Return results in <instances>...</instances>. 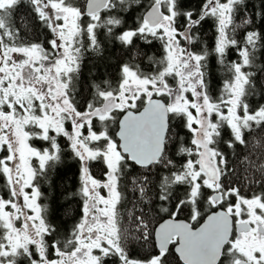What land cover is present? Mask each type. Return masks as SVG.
Returning <instances> with one entry per match:
<instances>
[{"label":"trees","instance_id":"trees-1","mask_svg":"<svg viewBox=\"0 0 264 264\" xmlns=\"http://www.w3.org/2000/svg\"><path fill=\"white\" fill-rule=\"evenodd\" d=\"M52 1L56 2V0ZM86 1L69 0V6L65 9H72L78 13L72 27L63 22L58 23L65 36L73 34L72 38L64 39L66 53L61 55L55 46L51 50L41 47L46 40L53 38V34L50 33V30L46 31V28H50L54 35L56 34L53 23L49 18L40 19L36 15L38 12L42 13L41 7H34L33 0H29L27 4L22 3L21 0H14L6 4L3 10H0V29H2L0 31V47L3 60H7L4 65V75L8 74L6 68H8L7 65H10L8 63L10 60L6 56L14 50L32 49L34 52L36 51V58L39 60L38 63L36 61V76L39 83L48 81L47 77L53 74L52 72L47 73L46 79H44V72L40 74L42 63L48 65L49 62L53 63V60L55 63L60 60L63 66L60 64L62 67H59L58 71L56 70L57 73L55 72L57 82H54V87L59 86L63 90L69 106L79 114H83L78 111V108L83 107L85 102L92 105L93 107L85 112L90 114L105 103L106 95L114 96L121 92L125 80V70H131L142 78H156L158 83L166 81L169 86H176L179 80L168 67L170 63L168 58L169 41L174 36L177 44L185 46L183 49L189 55V63L196 69L200 84L212 105L217 106L221 112L225 111V104L231 95L230 85L240 75L245 78L241 100L246 104L248 112L253 113L264 106V0H228V3L217 0V6L219 8L225 7L230 13L226 25L220 23L218 12L211 10L208 5H205V10L201 12V0H172V36L169 34L171 32L167 33L166 30H162V27L169 20L157 28L149 26L144 19L147 8L157 0H140L138 6L133 5L130 9L126 4H119L117 0H109L107 6L94 14L85 12ZM72 5L78 7H72ZM161 9L164 13L168 12L166 4H162ZM189 12L208 17L211 26L201 25L196 28L194 26L195 18L191 16L186 19L185 23H182L179 14ZM257 13H259L258 16ZM81 14L84 15L85 19H80ZM42 15L45 16L43 13ZM116 19L122 21L120 26L109 23L110 20ZM25 23L27 24L26 28L23 26ZM197 32L199 33L198 39ZM189 33H191V37H189ZM37 36L39 42H37ZM118 36H122L124 42L117 39ZM189 38L194 40L195 43H188ZM149 42L154 47L150 49L142 47V45ZM53 52H55V55H53ZM205 53L206 55H204ZM150 55L154 56L153 63L148 62L147 58ZM245 55L249 59V63L246 65L244 64ZM33 87L31 85L26 86V84L21 85L20 82L15 83L11 79L5 78L0 85V112L13 113L17 121H23L25 129L29 133L30 144L39 151L48 152L49 154L43 164L35 165L33 176V184L38 190L40 210L42 211L43 205L47 223L43 222L44 218L42 217L45 230L41 236L40 244H37L38 247L36 243L30 242L25 247H19L18 254L9 253L0 264L10 261H13L14 264H40L44 259L52 261L57 258L51 254V242L47 240V235L51 231L49 226L58 229L55 233L58 241H64L68 238L78 240L79 242L76 245V248H78L81 235L77 233L76 236H72V233L77 225L83 224L85 227L88 218L87 213H85L83 219L77 215L75 201L71 205L73 207L72 216L64 215L61 211L58 218L53 220L48 210L53 203V198L58 199L62 204H67L68 202L64 196L68 192H78L82 182L91 184L93 187L97 183L86 173L78 174L77 172L78 166L87 167L90 157L85 158L73 144L72 140L75 139L74 127L73 125L69 127L71 120L68 114L70 113L62 107V104H60V109L58 103H56L53 105L54 110H50L59 118L60 128L53 126L44 128L37 123L36 119L49 113V109L46 105L45 113L42 111L41 103L36 96L38 91ZM50 88V85H48V90H51ZM24 90L29 91V96H25ZM151 95L161 96L168 104V98L164 92L158 94L153 92ZM28 99L32 102L29 107L26 101ZM144 102L145 99L142 95L131 107L138 109ZM122 111L121 109L114 110L112 116L99 117L95 121L93 117H90V123L88 121V123L84 122L81 125L82 134L78 138L90 147L102 149L103 143L94 145L92 143L94 140H88V134L90 132L97 133L95 129L101 128L100 120H103V127L107 130L109 137L118 142L115 132ZM27 114H31L28 122L24 118ZM185 119L188 120L185 108L184 111L177 114L172 112L168 114V130L159 164H152L147 169L138 168L131 162L123 163L122 159L118 164L117 168L124 170L125 179L120 181V191L124 195V200L118 197L119 206L116 207L117 200L114 209V219L119 225L117 247H122L129 253L134 250L137 257H147L154 253L156 226L164 217H170L168 212L161 211V209L167 208L171 212L172 203L175 201L176 196L183 198L186 188L184 186L179 188L178 192L167 202L160 201L157 198L156 187L150 188L147 195L141 196L133 190V185L128 183L127 169H134L129 174V179L132 177L139 179L144 175H148L152 181L155 180L157 175H167L170 171L178 170V168L168 169L164 166L172 157V146L174 144L179 146L182 138L185 146H188L192 139L187 128L182 132L177 127V124ZM257 119L264 118L257 117ZM249 122L248 126L253 128L252 136L259 141L262 146L261 149L256 150L251 147L244 148L243 146L234 149L227 148L229 136L221 135L218 137L213 148L218 152H222L228 158L227 163L229 165L228 175L225 179L224 165L221 163L217 166L216 164L214 188L221 192V198L218 202L212 200L210 204L202 195L199 186L193 187L192 204L190 207L185 208L178 218L186 219L191 225L195 226L217 206L227 207L232 204L228 192L224 191V185L226 184L232 186L229 192L238 193L237 201L241 202L256 198L264 205V201L260 199L259 195L264 194V129L255 131V121L250 119ZM218 123L224 126L228 125L225 120ZM85 126L88 127L87 132L84 131ZM1 127L2 125H0ZM229 130L231 131V128ZM221 131H223L222 128ZM246 132L247 129L243 127L241 136L245 135ZM0 137H2L1 130ZM251 143L252 137H249V144ZM0 148H5L4 143L0 145ZM75 153H79L84 157L81 165H78ZM54 156H59L60 162L52 166L53 162L50 158ZM95 158L99 161V154ZM123 159L126 160L127 158L124 157ZM179 163H183V161L178 160L177 164ZM0 171H3L5 176L0 175V195L3 197L9 188V181L8 179L6 181L7 177L1 162ZM91 171L95 178L103 179L104 166L102 162H93ZM101 194H104V192L102 191ZM196 194L200 195V200L195 199ZM213 204L216 207H213ZM232 215L234 218V214ZM141 217H143V223L147 224V228L137 225L136 221ZM171 217H177L175 212ZM12 222H14V226H20L21 217ZM8 228L0 219V236L4 238L0 239V243L7 242L6 233ZM125 229H128V231L125 232ZM133 229L138 230L133 231ZM233 231L235 232V229ZM126 235L140 237L139 242L135 243L129 239L125 243L124 238ZM144 236L147 239H144ZM233 237L230 236L223 249L222 253H227V255L220 259V264H235L234 259H236L237 254L234 250H229ZM174 243L175 241H172L168 247L170 255L167 264H180V258L176 254ZM61 248L63 249V256L69 257L73 253V246L71 245L64 247L61 244ZM0 251H3V249H0ZM99 257V264H121L120 254L116 251V248L106 250V252L99 254Z\"/></svg>","mask_w":264,"mask_h":264},{"label":"rangeland","instance_id":"rangeland-1","mask_svg":"<svg viewBox=\"0 0 264 264\" xmlns=\"http://www.w3.org/2000/svg\"><path fill=\"white\" fill-rule=\"evenodd\" d=\"M14 0H11L13 2ZM162 4H166L168 12L165 13V21H162L165 26L162 27V30H166L167 33L173 35L172 28V15H173V5L172 0H157ZM4 4H8L9 0H3ZM164 2V3H163ZM109 3V2H108ZM53 9L47 12L43 11V5L40 4L42 13L50 19L53 23L54 30L56 32L55 36L57 38L62 37L59 40V47H57L60 55L66 53V45L64 39L72 38L73 34L66 35L61 31V27L55 20L57 15L64 16L62 21L67 26H73L75 20L77 19L78 13L72 9H63L60 10L61 5L55 1H52ZM211 10L218 12L220 23H228L230 18V13L225 7L219 8L217 4L211 6ZM152 26L159 27L163 23ZM150 26V25H149ZM171 37L169 41L168 49V58H169V69L171 72L175 73L177 79L179 80L176 86H169L166 81L159 82L156 78L147 79L142 78L134 74L131 70H125V80L123 87L120 93L110 96H105V103L99 108L92 111L90 114H79L76 111H73L69 106L67 98L63 90L57 86L54 87L55 77L59 67H62L63 64L58 60L55 65L53 63H42V69L44 70V79H46V74H50L47 80L42 83H39L36 76V61L39 62L36 58V51L32 49L27 50H14L7 54L6 58L10 61V65H7L8 74L0 77V80L11 79L15 83H21V85L34 86L35 90L38 92L36 96L41 103L42 111L45 113V106H48L49 113L43 114L42 117L36 119L37 123L44 128L47 126H53L55 128H60L61 122L55 113L50 110H54V104L58 103L59 109L60 104L66 109L70 114H68L71 120V125H73V130L75 133V139H73V144L81 151L82 155L86 157H95L99 154L102 149L96 147H90L86 142L81 141L78 136H81V125L84 122L89 121L90 117L98 116L100 118H107L112 116V112L117 109L124 110L126 108H132L138 98L142 95L144 99H148L153 92L155 93H165L168 98V112L178 113L186 110V115L188 116L189 123H197L201 125L199 130L192 136V139L195 138L197 141L202 142V137L205 129L210 126V120L207 118L209 114L217 112L216 115L225 116L226 119L218 120V122L225 120L228 125H234L237 132L241 135L242 128L245 124V117L251 116L252 113L248 112L246 104L241 100L242 88L244 79L240 75L235 79V81L230 85L231 95L225 104V111L221 112L217 106L212 105L207 99L204 89L200 84V78L197 75L196 69L193 68L190 62L189 55L184 51V45L176 46ZM71 40V39H70ZM2 49L0 47V59L2 57ZM61 57V56H60ZM4 63L0 64V70L4 73V65L7 63V60ZM66 63V62H65ZM62 66H61V65ZM65 65V64H64ZM57 70V71H56ZM56 72V73H55ZM43 81V80H42ZM2 83H0L1 85ZM48 85L50 89L48 90ZM33 87V88H34ZM25 96H29V91L24 90ZM27 101V106L29 107L32 103L29 99ZM130 106V107H128ZM187 108V109H186ZM188 111V112H187ZM195 112V114H193ZM31 114H27V122L30 120ZM249 120L247 124L249 125ZM23 121H17L13 113H1L0 112V125L2 127L0 137V145L4 143L5 148L9 155L6 157L8 162H1L5 175L9 181V187H11L13 194L16 196L15 200H5L0 199V219L3 221V224L8 228L6 233L7 243L11 245L7 249L8 253L18 254L19 247H25L26 244L30 242L40 244L41 236L45 230V227L42 222V217L40 216V205L38 203V190L37 187L33 184V176L35 171L36 164H43L45 159L48 157V152H41L37 148L33 147L29 142V133L24 127ZM45 132V131H44ZM45 134V133H44ZM103 135H108L107 130L102 129L99 133L88 134V140H97ZM86 136V135H84ZM118 142L114 141L111 137L107 145V150L105 152L106 162L115 170L118 167L120 160L122 159V151H117L115 145ZM104 147V146H103ZM1 149V148H0ZM204 155L202 157L203 168L201 171L207 174V183L214 188L216 180V160L215 158L209 159L211 152L207 148L200 149ZM195 151V150H194ZM6 155V153L1 152L0 156ZM192 175L196 176L197 173L193 170ZM113 185V195L109 199V203L112 204V208L109 211L113 214L112 223L105 224L101 220L93 222L91 215H88L87 223L83 227L82 232L83 236H80L81 241L80 245L77 248L78 251L73 252L69 257L63 256L62 259L55 258L52 261L44 259L40 264H96L93 261L94 256H99L109 250L114 248L112 244H109L107 241L111 240L113 244L117 246L118 240V231L119 225L116 219H114V209L115 203L118 200L116 194V181L111 179L109 181ZM91 185V184H90ZM31 186L32 191L29 192L28 188ZM93 187V185H91ZM0 197H2L0 195ZM101 197L100 193L96 194L95 198ZM11 202L14 205V210H6L5 205ZM215 202V201H213ZM218 202V201H217ZM244 205H247V212L249 213L247 219H245L242 213L245 212ZM232 204L228 205L226 208L231 213ZM235 215L234 220L238 221H249L252 224L250 231L243 232L240 237L236 236V232H232L231 236H234L231 240L229 250L236 252V259L234 262L240 258L250 259L252 264H264V235H259L257 233V220L261 221L264 224V205L259 199H250L247 201H237L234 205ZM261 210V211H258ZM21 217L23 224L20 226H14V222ZM17 223V222H15ZM20 224V223H18ZM93 229H98V231H93ZM107 233V235H106ZM90 237V238H89ZM176 235L173 237V240H176ZM99 245V247H97ZM38 247V245H37ZM5 264H14L13 261L6 262Z\"/></svg>","mask_w":264,"mask_h":264},{"label":"snow or ice","instance_id":"snow-or-ice-1","mask_svg":"<svg viewBox=\"0 0 264 264\" xmlns=\"http://www.w3.org/2000/svg\"><path fill=\"white\" fill-rule=\"evenodd\" d=\"M22 3L27 4L29 0H21ZM57 3L61 5L60 10L63 11L64 8H67L69 6V0H56ZM117 2L121 5H127L130 9L133 5H139L140 0H117ZM220 2L228 3V0H220ZM9 3H11V0H9ZM217 3V0H201L200 8L201 12L205 10V5H208L209 7L214 6ZM34 7H38L40 4L43 5V11L47 12L49 10L53 9L52 0H33ZM17 7L19 5H16ZM5 7V4L3 0H0V10H3ZM72 7H78L77 5H72ZM87 7V6H86ZM36 15L40 19H47L48 17H45L42 15V13H36ZM180 19L182 23H185L186 19L191 16L195 18V27L199 28L201 25H207L211 26V23L209 21V18L206 16H203L198 13H180ZM259 13H257V16ZM81 20L85 19L84 15L81 14L80 17ZM55 20L57 23H60L64 20V16L57 15L55 17ZM109 23H115L117 26H120L122 24V21L119 19L116 20H110ZM25 28L27 27V24L25 23L23 25ZM187 26V25H185ZM50 30V33L53 34V38L46 40L41 47H44L47 50H51L55 47H59V40L62 39V37L57 38L55 37L54 33L50 28H46V31ZM122 30V29H121ZM2 31V29H0ZM189 37H191V33H189ZM199 38V33L197 32V39ZM117 39H120L122 42H124L122 36H118ZM37 42H39V37L37 36ZM188 43H195L194 40L189 38ZM234 43V42H233ZM142 47L146 48H152L154 47L153 44L150 42L142 45ZM46 54V53H45ZM53 55H55V52H53ZM143 55V53H141ZM206 55V53L204 54ZM148 62L153 63L154 62V56H148ZM55 63V61H52ZM4 63L3 60H0V64ZM38 63V62H37ZM222 63V61H221ZM249 59L247 55L244 57V64H248ZM45 69H40V74L44 72ZM239 71V68L237 69ZM4 75L3 71L0 70V77ZM3 81L0 80V83ZM93 106L85 102V105L83 107H79L78 111L80 113L87 112L90 108ZM195 114V112L193 113ZM257 117L264 118V106H261L258 111H254L251 116H246L244 127L247 129V132L245 135L241 136L234 125L224 126L220 125L218 123V120L226 119L225 116H217L216 113L209 114L207 117L210 120V126L207 127L203 133L202 142L197 141L195 138L191 139L188 146H185V143L183 139L181 138V142L179 146L173 145L172 146V157L170 158L167 165L164 167H167L168 169H177L174 171H170L167 175H157L155 177V180L152 181L149 179L148 175H144L137 179L136 177H132L129 179V174L134 170L133 168L127 169L128 171V183L133 185V190L136 191L139 195L144 196L148 194V191L152 187L157 188V198L160 201L167 202L173 195H175L179 188L184 186L186 188L185 196L181 198L180 196H176L175 201L172 203V211L169 212L167 208H162L161 211L168 212V215L171 217L173 212H175L176 216L178 217L181 212L184 211L185 208L190 207L192 204V200L194 197V193L192 191L193 187L199 186V188L202 190V195L207 199V201L211 204L212 198L217 192V189L213 188L207 183V174L201 169L203 168V161L202 157L204 153L200 150L202 148H207L211 152V155L209 159L215 158L217 166H219L221 163L224 165V178H227L229 165L227 163V157L224 156L222 152H218L214 150L213 145L217 142V138L221 135H228L229 136V142L227 143V148H240L243 146L244 148L251 147L252 149L260 150L261 145L259 141L255 139L254 136H252L253 128L249 127L247 124L248 119H252L255 121L256 127L255 131H260L261 129H264V119H257ZM99 119V117H93V120ZM101 128L95 129L97 134L102 130L104 121L100 120ZM69 127H71V123L69 124ZM177 127L180 129V131H184L186 128L188 129V134L190 136H194L195 133L199 130L201 125L193 122L189 123L187 119L180 121L177 124ZM221 128L223 131H221ZM231 128V131L229 130ZM85 132L88 131V127L85 126L84 129ZM249 137H252V143L249 144ZM121 139H123V134H121ZM110 140V137L107 135H103L100 137V139L94 140L92 143L94 145L103 143L104 147L99 152V161L95 157H92L88 160L87 167L81 165V161L84 160V157L80 155L79 153H75L77 156V172L78 174H84L86 173L89 177H91L93 180H95L96 186L92 187L90 184H86L84 182L81 183V186L79 188V191H73L68 192L64 197L65 200L68 202L67 204H62L59 202L58 199L53 198V203L48 211H50L51 217L53 220H56L58 218V215L61 211H63L64 215L72 216L73 215V207L71 206L73 201L76 202V208L75 212L77 215H79L82 219L85 217V213H88L91 215L93 222L97 220H101L105 224L112 223L113 221V214L109 211L110 208H112V204H110L108 201L110 197L113 195V185L109 183L111 179H115L116 181V194L121 199L124 200V195L120 191V181L125 179L124 170L121 168H116L115 170L104 160V155L107 150V145ZM116 150L120 151L123 149L122 153V162L127 163L131 162L138 168H150L152 164H159V159L153 160L150 163H143L137 156L135 152V146H126L125 144H117L115 145ZM195 150V151H194ZM0 152L6 153V155L0 156V162H8L6 160V157L9 155L7 148L0 149ZM126 157L127 159L124 160L123 158ZM191 157V158H189ZM52 163V166L56 163L60 162L59 156H54L50 158ZM181 160L183 163L177 164V161ZM93 162H102L104 166V176L103 179L95 178L94 174L91 171V165ZM195 171L197 173L196 176L192 175V171ZM0 175L4 176L3 171H0ZM5 177V176H4ZM7 181V178H6ZM75 187V186H74ZM231 185H224V191L228 192L231 203L233 207L231 208L232 213L235 215V208L234 205L237 201V195L238 193L235 192H229V189L231 188ZM175 190V191H173ZM28 191L31 192V186H29ZM102 191L104 194H101ZM100 193L101 197L95 198L96 194ZM257 195V194H253ZM260 199L264 201V194H259ZM82 198V199H80ZM0 199H8L9 201L15 200L16 196L13 194L11 187L8 188V190L4 193L3 197H0ZM196 200H200V195H195ZM119 206V200L116 203V207ZM213 207H216V205L213 204ZM245 212L242 213L243 217L247 219L249 213L247 212V205H244ZM6 210H14V205L9 202L7 205H5ZM227 211V209H226ZM261 211V210H258ZM264 214V213H262ZM40 216L44 218L43 222L47 223V217L45 216V207L42 205V211L40 212ZM137 225H142V227L147 228V224L143 223V217L138 219L136 221ZM23 224V221H21V225ZM51 227V231L47 235V240L51 242V254L58 259H62L63 257V249L61 248V244H63L64 247H68L69 245L73 246V252L75 253L78 251L76 248V245L78 244V240L68 238L64 241H58L55 237V233L58 231L57 228ZM84 227L83 224L77 225L76 229L72 233V236H76L77 233H79L81 236L84 235V233L81 231V229ZM138 229H133V231H136ZM93 231H98V229H93ZM128 229H125V232H127ZM107 235V233H106ZM198 234L189 232L188 234V241L185 244L183 241L181 242V246L177 247L175 249L176 254L180 255V264H204V262L199 261L197 259H186L185 256L182 254L183 250H187L189 256L195 255L194 250V244L197 239ZM90 238V237H89ZM144 239H147L146 236L143 237ZM0 239H4L2 236H0ZM125 243L127 240L131 239L135 243L139 242L140 237L136 236H125ZM109 244H112L114 248H116V251L120 254V260L121 264H167L168 256L170 255V252L168 251L169 244L171 243L170 239H165L161 241L159 238H157L155 250L154 253L147 257H137L134 254V250L129 253L126 250H124L122 247H117L111 240L107 241ZM11 245L7 242L0 243V249H3V251H0V262H3L4 258L9 255L7 249L10 248ZM99 247V245H97ZM227 255V253H222L220 256V259H223V256ZM93 261L96 262V264H99L100 257L94 256ZM71 264V262H69ZM211 264H220V260L213 258Z\"/></svg>","mask_w":264,"mask_h":264},{"label":"water","instance_id":"water-1","mask_svg":"<svg viewBox=\"0 0 264 264\" xmlns=\"http://www.w3.org/2000/svg\"><path fill=\"white\" fill-rule=\"evenodd\" d=\"M108 2L109 0H87L85 12L94 14L107 6ZM165 17L159 1L150 5L144 13V19L150 26L159 24L165 20ZM168 114L167 102L159 95L149 96L138 109H124L118 119L115 132L118 144L134 145L136 156L143 163L159 159L164 150L168 130ZM121 134H123V139H121ZM121 151L123 152V149ZM220 198L221 192L217 191L212 200L217 202ZM226 209V207L217 206L195 226L183 218L164 217L156 226L155 240L157 241V238L161 241L170 239L172 242L176 235L174 243L176 249L181 246L182 241L187 243L189 232L197 233L198 236L194 244L195 255L189 256L186 249L182 254L186 259H197L204 264H211L214 257L220 260L233 229H235L237 237L251 229L249 221L236 222L233 215ZM256 224L257 233L264 235V224L261 221ZM178 256L180 258V255ZM236 264H252V261L240 258Z\"/></svg>","mask_w":264,"mask_h":264},{"label":"flooded vegetation","instance_id":"flooded-vegetation-1","mask_svg":"<svg viewBox=\"0 0 264 264\" xmlns=\"http://www.w3.org/2000/svg\"><path fill=\"white\" fill-rule=\"evenodd\" d=\"M165 21V20H164ZM163 23V22H162ZM174 44L177 45V40H174ZM178 46V45H177ZM259 220H257L256 222H258ZM251 228H252V224H251ZM251 230V229H250ZM236 232V231H235ZM174 241V240H172Z\"/></svg>","mask_w":264,"mask_h":264}]
</instances>
